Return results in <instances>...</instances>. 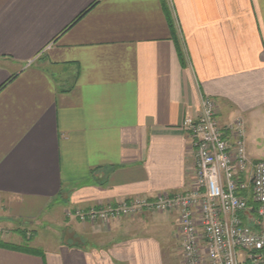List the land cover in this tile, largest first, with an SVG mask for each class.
<instances>
[{
  "label": "crops",
  "instance_id": "obj_1",
  "mask_svg": "<svg viewBox=\"0 0 264 264\" xmlns=\"http://www.w3.org/2000/svg\"><path fill=\"white\" fill-rule=\"evenodd\" d=\"M206 96L264 159V0H0L1 221L62 228L0 264H180L176 212L67 211L187 191Z\"/></svg>",
  "mask_w": 264,
  "mask_h": 264
},
{
  "label": "built area",
  "instance_id": "obj_2",
  "mask_svg": "<svg viewBox=\"0 0 264 264\" xmlns=\"http://www.w3.org/2000/svg\"><path fill=\"white\" fill-rule=\"evenodd\" d=\"M218 114L215 99L206 96L199 115L182 123L194 159L187 191L136 195L67 215L108 223L143 212L176 211L182 264H264V159L248 156L243 119L221 126Z\"/></svg>",
  "mask_w": 264,
  "mask_h": 264
},
{
  "label": "rangeland",
  "instance_id": "obj_3",
  "mask_svg": "<svg viewBox=\"0 0 264 264\" xmlns=\"http://www.w3.org/2000/svg\"><path fill=\"white\" fill-rule=\"evenodd\" d=\"M254 134L256 136V132H254ZM262 134L263 133H260L259 135H257V137H260V135H262ZM258 141H259L260 145H261V143L264 144V139H258ZM259 148L261 149L260 146H259ZM246 149H247V147H246ZM1 208H2V205L0 204V240L1 241H3L6 238L7 239H11V238L21 239V237H23V238L25 237L26 238L25 241H31L36 235V230L38 232V236L40 237V239H39L40 243H44L45 241L50 242L49 239L54 240L56 237H57V239H60V235L62 232V228L60 227V221H55V223H53L51 219L45 220V218L43 216L40 218V220L37 224H33V225L32 224H29V225L28 224L27 225L19 224V225H14V226L10 225L11 228H9V226L4 225V223L1 221L2 220L1 217L3 215ZM168 212H176V211H168ZM58 213L61 214V212H58ZM59 214H58V216H59ZM20 229H22V230H20ZM16 241H18V240H16ZM180 242L182 243V237L180 238ZM182 259H183V249H182V244H181V261H182ZM180 264H182V262Z\"/></svg>",
  "mask_w": 264,
  "mask_h": 264
},
{
  "label": "trees",
  "instance_id": "obj_4",
  "mask_svg": "<svg viewBox=\"0 0 264 264\" xmlns=\"http://www.w3.org/2000/svg\"><path fill=\"white\" fill-rule=\"evenodd\" d=\"M174 36L176 37V35H175V32H174ZM5 84H7V83H5ZM0 245H10V246H15V247H18L17 245H13V244H10V243H6V242H4V241H1L0 240ZM19 248H22V249H28V250H30V247H19ZM32 249V248H31Z\"/></svg>",
  "mask_w": 264,
  "mask_h": 264
}]
</instances>
